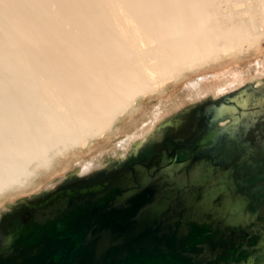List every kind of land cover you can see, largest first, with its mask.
<instances>
[{"label": "bare ground", "instance_id": "6f19581e", "mask_svg": "<svg viewBox=\"0 0 264 264\" xmlns=\"http://www.w3.org/2000/svg\"><path fill=\"white\" fill-rule=\"evenodd\" d=\"M213 1L0 0V218L11 215L14 199L60 178L58 172L71 171V181L80 171V182L97 183L139 159L140 151L155 150L192 106L262 83L264 59L248 65L246 75L235 70L232 79L229 71L218 82L187 76L222 56L256 50L264 36V0H241L244 12L235 0L240 12L230 23L216 18ZM183 78L187 102L169 90ZM251 123L236 144L228 141L231 153L257 142L258 123ZM107 145L111 151L104 152ZM75 149L94 154L82 160L71 156ZM36 165L43 170L31 180Z\"/></svg>", "mask_w": 264, "mask_h": 264}, {"label": "water", "instance_id": "95a60500", "mask_svg": "<svg viewBox=\"0 0 264 264\" xmlns=\"http://www.w3.org/2000/svg\"><path fill=\"white\" fill-rule=\"evenodd\" d=\"M233 93L175 118L148 158L17 199L0 218V264H264V179L217 125Z\"/></svg>", "mask_w": 264, "mask_h": 264}, {"label": "rangeland", "instance_id": "374dc122", "mask_svg": "<svg viewBox=\"0 0 264 264\" xmlns=\"http://www.w3.org/2000/svg\"><path fill=\"white\" fill-rule=\"evenodd\" d=\"M100 1H104V0H100ZM231 1H233V4H238V2H240V5L242 6H240V8H238V5H237V8L235 9V7L233 6V4H231L232 2ZM235 0H230V2H229V0H214L213 1V10L215 11V13H216V18L218 19L219 18V20L221 19V20H224L225 18L229 21V23L230 22H232L233 20L234 21H237L238 20V16L236 15V13H238V12H240L243 8H245V5H248V4H253L254 2H256V0H253V1H247V0H245V3H246V1H247V3L245 4L244 3V0H243V3L245 4H243L242 3V1L241 0H239L238 2H234ZM242 3V4H241ZM230 4V5H229ZM244 6V7H243ZM232 7H234V10L235 11H233V9L231 10V8ZM223 9V10H222ZM238 9V10H237ZM239 9H240V11H239ZM247 9V8H246ZM245 11V9H243L241 12H244ZM234 12V13H233ZM249 14V13H248ZM248 14L246 13V14H244L243 16L245 17H248ZM236 15V17L234 18V16ZM241 16V15H240ZM242 17V16H241ZM252 18H254V16L252 15ZM225 19V20H226ZM227 24V23H226ZM256 30H262L260 27H258L257 29H255V28H253L252 29V32H255ZM263 38H264V36H262ZM261 36H259V38L258 39H260V40H258V42H257V44L255 45V47H257L256 48V50H253L254 49V47H249V49L250 48H252V49H248L249 50V52H248V54L246 53V54H244V55H240V56H238L239 58H232L231 59V57L229 56V55H225V56H222L223 57V59H220V61L218 62L219 64H214V65H211V67L210 68H206V69H200V71H198L195 75H191V74H188L187 76H192V79H196L197 77L196 76H201V75H204V76H207V78H208V80H207V82L209 81V80H216L217 81V76L219 75V76H223L224 77V74L227 72V71H229V74H231L232 76L230 77V75L229 74H227V76H228V78L229 79H232L233 78V74L235 73L234 71L235 70H237V71H241L244 75H246V70H247V68H248V65H250V64H253V63H256V62H258V61H261V60H263L264 59V41H263V38H262ZM255 42V41H254ZM259 47V48H258ZM221 57V58H222ZM241 59V60H240ZM215 74V76H213L214 74ZM208 74V75H207ZM213 76V77H212ZM187 78V77H186ZM261 81H262V83H260L259 85H257L258 83H256L255 81H254V83L252 84H250V86H248V87H245L244 89H242V90H247L248 92L247 93H245L244 94V99H246V102H243L244 104H246L245 105V107H241V106H236L235 104H233L232 102H237L236 100H237V97H235L234 99H232L231 100V102H227V101H225V103H230L231 105H233V107L236 109V113H231V114H229V115H227L225 118H223V119H221V120H218L217 121V125L219 126V127H223V126H228L229 125V123H230V118H232V123L231 124H233L231 127H230V134H231V136H228V137H221V139H223V140H226V142L228 143V141H231L232 139H235L236 140V137L240 134L239 133V131L241 130V129H243L244 127H245V125H247V126H250V125H252V123L251 122H248L247 123V121H245V120H247V118H250V117H252V116H255V115H258V114H260L261 112H264L262 109L264 108V101H262V99L264 98L263 96H258V97H256V98H254L255 96H257L258 94H260L261 93V90H264V77H262L261 78ZM218 82V81H217ZM188 84V80H186L185 78H183L182 80H180V81H178V83H177V85H175V86H171L170 87V91L172 90L176 95H178L183 101H188L189 100V97L188 96H185L186 94H185V91H186V89H185V86ZM242 87V86H241ZM242 90H240V91H237V92H235V93H233V95H232V97H234L235 95H236V93H237V95L239 94V92H241ZM186 97V98H185ZM216 99H208V100H206V101H203L202 103H199V104H197V105H195V106H192L191 108H192V110L191 111H194L195 109H197V108H199L200 107V109L202 110V111H204V110H206V109H208L209 108V106L210 105H212V106H214V104L216 105V103H213L214 101H215ZM251 101H253L255 104L254 105H252L251 104ZM155 103V101H153L152 103H145L144 105H143V109H142V111L143 112H147L149 109H150V107L153 105ZM258 108H259V110H262V111H259L258 110ZM238 113H240V114H238ZM141 113L138 115V116H136L134 119H133V121L134 120H138L139 118H141ZM127 120H129V119H127ZM127 120H126V123H125V125H124V127H127V126H129L130 125V123H127ZM229 120V121H228ZM200 121L198 120V123H199ZM198 123L196 124L197 125V127H199L198 126ZM220 123H223V125L222 126H220ZM199 124H203V122H200ZM188 131H191V128H190V130H188ZM246 130H242V132L241 133H244ZM226 135V134H225ZM256 135V134H255ZM118 135H115V137H117ZM114 137V138H115ZM166 137V136H165ZM216 138H212V139H210V142L211 141H213V140H215ZM231 139V140H230ZM115 139H112L111 140V142H113ZM257 142L255 143V144H250V143H248L247 144V147L249 148H246V149H248V151L247 152H244V153H242L243 155L241 156L242 157V159H247V160H249L250 161V164L249 165H244L245 166V168H248V167H250L251 165L252 166H254V169L256 170V177H258V178H262V177H264V136L263 137H261V138H259V139H257L256 140ZM213 142H215V141H213ZM110 145L108 146L107 145V147H106V149L104 150V152L105 151H111L110 150ZM95 148V147H94ZM97 148V147H96ZM154 152V150H153V148L152 149H145V150H143V151H140V153H139V159H135V160H141L142 158V155H144V154H146V153H148V155L145 157V158H148L152 153ZM70 154H71V156H74V155H77V154H79L81 157V159L82 160H84V159H88V158H90L93 154H94V152L93 151H86V150H84V151H82V150H78V149H75V150H72V151H70ZM145 158H143V159H145ZM253 158V159H252ZM258 159V161H256ZM134 161V160H133ZM132 162V161H131ZM31 164L32 165H35V164H37L36 163V161L34 160V161H32V163H30V165L29 166H31ZM36 166H38L37 168H36V170L34 171V176H31V180H33V179H35V175L36 174H38L40 171L42 172V167H39V165H36ZM37 172V173H36ZM40 172V173H41ZM71 172V171H70ZM70 172H68V173H66V174H63V173H60V172H58L57 173V175L56 176H59L60 178H58V179H55L54 181L52 180V181H50L49 179H45L44 181H43V184H42V187L40 188V189H38L37 191H35V193H33V194H31L32 192H30V195L28 196V197H30L31 195H35V194H38V192H41V194H43L44 192H45V190L48 188V186H50V185H53V184H55V183H57V181L60 179V180H62L64 177L66 178V180L65 181H61L62 182V184L64 185H68V184H70V183H78V182H80L79 180H80V178H79V174H80V171H77L76 173H75V175L73 176V177H71L72 178V180L71 181H69V173ZM54 177V176H53ZM49 180V181H48ZM69 182V183H68ZM68 183V184H67ZM46 184V185H45ZM44 185V186H43ZM59 186V185H58ZM57 186H55L54 188H56ZM27 196L25 197V196H23V197H20V198H28ZM20 198H18V199H20ZM11 202V200H6V202ZM14 201V207L12 208V210L13 209H15V208H17L18 207V203H15L16 202V199H14L13 200ZM6 206V205H5ZM7 206H8V204H7ZM6 206V207H7ZM12 210H11V212H12ZM8 214H10V213H7V215Z\"/></svg>", "mask_w": 264, "mask_h": 264}, {"label": "flooded vegetation", "instance_id": "af4514ba", "mask_svg": "<svg viewBox=\"0 0 264 264\" xmlns=\"http://www.w3.org/2000/svg\"><path fill=\"white\" fill-rule=\"evenodd\" d=\"M248 91L245 89V90H242L241 92H239V94L237 95V93H236V95L234 96V97H231V98H228V99H234L235 97H237V102H232L233 104H235L236 106H241V107H245V105L246 104H244L243 102H246V99H244V94L245 93H247ZM258 96H263L264 97V90H261V93L260 94H258L257 96H255L254 98H256V97H258ZM227 99V100H228ZM262 101H264V98L262 99ZM227 102H231L230 100H228ZM251 104L252 105H254L255 103L253 102V101H251ZM258 110H259V108H258ZM263 111H264V108L262 109ZM262 110H259V111H262ZM233 113H236L235 111H233ZM237 114V113H236ZM238 114H240V113H238ZM262 114V115H261ZM254 117V118H253ZM253 117H250V118H247L248 119V121L247 120H245V121H247V123L248 122H257L258 123V129H257V137H256V139H259V138H261V137H263L264 136V112H261L260 114H258V115H255V116H253ZM252 119V120H251ZM233 124H229L227 127H229V129H230V127L232 126ZM242 130V129H241ZM239 132H241V131H239ZM262 133V134H261ZM241 134V133H240ZM239 134V135H240ZM261 135V136H260ZM231 140V139H230ZM233 140V139H232ZM246 140H242V141H240L241 143H243V142H245ZM233 144H236V142H235V139L233 140ZM246 148H248L247 146H245L244 148H242V149H239L240 151H241V153H244V152H247L248 150H246ZM249 149V148H248ZM263 179H264V177H262ZM261 179V178H260Z\"/></svg>", "mask_w": 264, "mask_h": 264}]
</instances>
